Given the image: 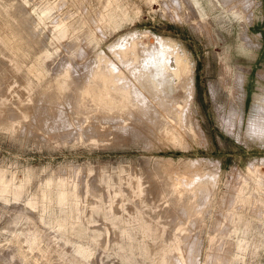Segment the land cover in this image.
Masks as SVG:
<instances>
[{
	"label": "rangeland",
	"instance_id": "1",
	"mask_svg": "<svg viewBox=\"0 0 264 264\" xmlns=\"http://www.w3.org/2000/svg\"><path fill=\"white\" fill-rule=\"evenodd\" d=\"M0 264H264V0H0Z\"/></svg>",
	"mask_w": 264,
	"mask_h": 264
},
{
	"label": "bare ground",
	"instance_id": "2",
	"mask_svg": "<svg viewBox=\"0 0 264 264\" xmlns=\"http://www.w3.org/2000/svg\"><path fill=\"white\" fill-rule=\"evenodd\" d=\"M158 42V44H159V46H161L162 47V49H163V53H164V55L165 56H167V58H165L164 60H163V62H160V61H158L157 60V63H158V65L159 64H162V67L161 68H158V71H159V73L160 72H163V71H165L166 73H168L170 76H171V78H172V83H173V85H174V83L176 84H178V83H180V81H181V79L182 78H184V76H186L187 74H188V76H190V78L187 80L188 82L187 83H185V84H181V86H185V90H186V96H185V99L186 98H188V100L190 99V96L192 95V77H191V74H192V71H191V65H189L188 63H187V59H186V56L180 51V49L179 48H177L176 46H174V45H172L170 42H168L167 41V39H164V38H161L159 41H157ZM169 44V46L167 47V45ZM171 45V46H170ZM130 53H129V51H125V53H123L122 55H129ZM131 54L133 55L134 53L133 52H131ZM132 58V60H135V58L134 57H131ZM130 58V59H131ZM113 69L112 68H110V69H108L107 68V70H105V69H102L101 70V72H102V74L103 75H105V76H108V77H110V79H112L113 81L108 85L109 86V88H105V90L107 89V91H113V92H115V93H118V92H120V93H122L124 96H125V98H126V102H127V105H125V107L123 108V110L124 109H126V108H130V106H132V105H136L137 103H136V101L132 98V92H131V90L129 89V87H127V86H122V84L120 85H118V82H116V77L113 75ZM114 74H115V72H114ZM144 74V76H149L148 75V71L147 70H145V72L143 73ZM142 74V75H143ZM115 75H117V74H115ZM141 75V74H140ZM139 74H138V76H140ZM142 75H141V78H142ZM138 76L136 75V77L138 78ZM119 77V76H118ZM117 77V78H118ZM143 78H145V77H143ZM143 78H142V81L143 82H147V83H145V84H148V86H152V88H159V85L160 84H162L161 83V80H159V79H153V78H151V79H149L148 80V78H147V80L146 79H144L143 80ZM188 78V77H187ZM119 79V78H118ZM136 79V78H135ZM139 79L140 78H138L137 79V82L139 81ZM183 80V79H182ZM185 80V79H184ZM118 81V80H117ZM141 81V84L143 85V82ZM186 82V81H185ZM124 83V82H123ZM126 83V82H125ZM125 83L123 84V85H125ZM132 83V82H131ZM132 85V84H131ZM129 86V85H128ZM154 86V87H153ZM174 87H176V85L174 86ZM178 88H179V85H178ZM148 89H149V87H148ZM155 90V89H154ZM87 91V90H86ZM152 91V90H151ZM85 92V91H84ZM185 93V92H184ZM86 96V97H85ZM89 98L90 99V101H92V102H94V104L96 105H99V104H102V105H104V103H100V101H101V98L99 97V98H97V99H94V98H92V97H90L89 95H87V94H83V93H81L80 94V98H81V100H82V98ZM184 97V96H183ZM182 97V98H183ZM88 98H87V100H88ZM184 99V100H185ZM80 99L78 100V104H79V101H81ZM86 100V99H85ZM86 100V101H87ZM107 101V99L105 98L104 99V101ZM180 100H182V99H180ZM83 101V100H82ZM85 101V102H86ZM177 101H179V100H177ZM84 102V105L86 104ZM89 102V101H88ZM184 102V101H183ZM174 103H176V102H174ZM179 103H181V102H179ZM83 104V103H82ZM92 104V103H91ZM81 105V104H80ZM79 105V106H80ZM88 104H86V108L88 107L87 106ZM94 105V106H95ZM180 105V104H179ZM83 106V105H82ZM160 106V105H159ZM166 106V105H165ZM168 106V105H167ZM171 107H173L172 105H170ZM84 107V106H83ZM91 107H93V105L91 106ZM162 107V106H161ZM176 107V106H175ZM128 108V109H129ZM179 108V107H178ZM162 109V108H161ZM165 109H166V107H165ZM170 109V108H169ZM160 110V109H159ZM171 110H174V107H173V109H171ZM162 111V110H161ZM164 111V110H163ZM175 111V110H174ZM173 111V112H174ZM176 111H178L179 112V110H177V108H176ZM160 112V111H159ZM165 112V111H164ZM162 113V112H161ZM170 113V112H169ZM163 114V113H162ZM167 114V113H166ZM170 115H171V113H170ZM169 115L167 114V117H168ZM175 116H176V114H175ZM160 117H161V115H160ZM181 116H179V118H180ZM163 118V117H162ZM161 118V119H162ZM170 118V117H169ZM182 118V117H181ZM158 119H159V117H158ZM172 119V118H171ZM174 119V118H173ZM41 120V119H40ZM163 120V119H162ZM167 120V119H166ZM165 120V121H166ZM168 121V120H167ZM171 121V120H170ZM174 121H177L176 119L174 120ZM179 121H181V120H179ZM161 122V121H160ZM163 122H164V120H163ZM183 122V121H182ZM162 123V122H161ZM171 123H172V121H171ZM163 124H165V122L163 123ZM168 124V123H167ZM169 124H170V122H169ZM168 124V125H169ZM174 124V123H173ZM176 124V123H175ZM184 124V123H183ZM162 125V124H161ZM172 125V124H171ZM170 125V126H171ZM177 125H179V124H177ZM163 126V125H162ZM169 126V127H170ZM180 126H182V125H180ZM163 127H165V126H163ZM175 128H176V125H175ZM181 128V127H180ZM160 129H161V127H160ZM170 129V128H169ZM172 130H174V128H173V125H172ZM171 129H170V131H172ZM178 130V129H177ZM160 131V130H159ZM168 131V130H167ZM175 131H176V129H175ZM168 133V132H167ZM177 133V132H176ZM168 136V135H167ZM174 137H176V134L174 133V132H172V133H170L169 134V138H174ZM208 181V180H207ZM200 183V182H199ZM205 184H208V183H205ZM203 185H204V183H203ZM202 185V186H203ZM172 186H173V184H172ZM195 187H196V185H194ZM205 186V185H204ZM194 187V188H195ZM190 189H191V187H190ZM196 189H198V188H196ZM195 189V190H196ZM194 190V191H195Z\"/></svg>",
	"mask_w": 264,
	"mask_h": 264
}]
</instances>
